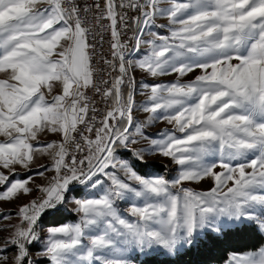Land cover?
<instances>
[{"label":"snow or ice","instance_id":"1","mask_svg":"<svg viewBox=\"0 0 264 264\" xmlns=\"http://www.w3.org/2000/svg\"><path fill=\"white\" fill-rule=\"evenodd\" d=\"M0 74V201L32 194L0 213V264H135L241 217L264 232V0H0ZM119 149L176 176H141ZM69 206L75 222L41 228ZM225 264H264V246Z\"/></svg>","mask_w":264,"mask_h":264},{"label":"trees","instance_id":"2","mask_svg":"<svg viewBox=\"0 0 264 264\" xmlns=\"http://www.w3.org/2000/svg\"><path fill=\"white\" fill-rule=\"evenodd\" d=\"M118 152L126 159H130L134 168L143 172L142 167L152 166L157 172H163L165 165L157 161L143 162L132 157L130 151L119 149ZM145 168V167H144ZM81 196L83 192L76 193ZM75 214L67 212L54 213L46 211L41 216V225L52 227L57 224L74 222ZM264 243V236L254 223L245 222L234 227H226L221 233L204 234L198 237L195 244L184 248L174 256L152 254L146 256L141 264H221L233 252L255 250Z\"/></svg>","mask_w":264,"mask_h":264},{"label":"rangeland","instance_id":"3","mask_svg":"<svg viewBox=\"0 0 264 264\" xmlns=\"http://www.w3.org/2000/svg\"><path fill=\"white\" fill-rule=\"evenodd\" d=\"M157 23H166V19L165 18H161V19H159L157 21ZM196 74H199V73L197 72ZM2 75L3 74H0V76H2ZM134 75L136 76V79H137L138 82L141 79H144V74H142L139 70H137L134 73ZM192 78H194V75L193 74H189L187 77H185L183 79L184 80H190ZM174 79H175L174 75H169V76L160 77L156 82L167 83V82L173 81ZM145 99H146V97H144V96H141V95H137L136 96V101H137L138 104L142 103ZM133 114H134V117L137 118L138 122L146 120L148 118V115H149L147 113H141L139 111H134ZM166 128L167 129H171L172 126L167 124L166 121H160V122H155L151 127L148 128V131H150L152 133H156V132H159V131H161L163 129H166ZM40 139H41V141L47 142V141H50V140L58 139V137H56L54 134H50L49 133L47 135L41 136ZM117 157L119 159L128 161L129 164L134 168V166L132 164V161L130 159L124 158L119 152H117ZM132 157H134V156L132 155ZM147 161L161 162V163H163L165 165V170L163 172H157L156 170H154L152 168V166H144L145 168L142 167L143 172H140V171H138V170H136L134 168L141 176H165V178H169V179L174 178L176 176V165H174L169 158H165V157H162V156L157 154V155L147 156L146 159L143 160V162H147ZM42 162L43 163H47L48 161H47L46 158H42ZM26 175H28V174L27 173H25V174L22 173V175L18 176L17 178H22L23 176H26ZM47 175H50V174H47ZM36 182L37 183H43L44 181L41 178H37ZM188 186H191V187L195 188L196 190H206V189H208V188H210L212 186V181L206 180V181L200 182L198 184L197 183H191ZM79 191L83 192V194L81 196H77V194H76ZM90 191H92V190L88 189V188H85L84 186H81V185H76L75 186V190L72 191V196L75 197V198H81L82 196L86 195ZM31 196H32V194H30L29 196H25V197H23V198H21L19 200H14V201H10V202L0 201V213L6 212V211H13L14 212L19 205L27 203L28 200L31 198ZM127 204H128V201H122L120 203V207L122 209L126 208ZM69 210H71V206H69ZM250 211H254V212H256V213H258L260 215H264V208H254V209H250ZM13 219H15V218H13ZM245 222H247V223L250 222V223H254L255 224V222L253 220L241 217L238 220H226V221H224L223 222L224 226L222 227V229H224L226 227H234L236 225H240V224L245 223ZM5 223H7V221H0V226H2ZM41 228H48V227H44V226L41 225ZM221 231L219 233H221ZM219 233H216V234H219ZM261 233L264 236V232H261ZM42 235H43V233H42ZM202 236H204V235L197 234L195 239H194V241H193V243L191 245L195 244V242L197 241L198 237H202ZM191 245L180 246L178 248V250L174 254H168L163 249H153V250H151L150 252H148L146 254L136 253L133 256V259L135 260V264H141L142 260L148 255L158 254V255L174 256L178 252L182 251L184 248L190 247ZM262 246H264V243L260 247H262ZM249 251H254V250H249ZM245 252H247V251H245ZM226 261H227V259L221 264H225Z\"/></svg>","mask_w":264,"mask_h":264},{"label":"built area","instance_id":"4","mask_svg":"<svg viewBox=\"0 0 264 264\" xmlns=\"http://www.w3.org/2000/svg\"><path fill=\"white\" fill-rule=\"evenodd\" d=\"M81 2H83V0H81ZM88 3L91 2V0H87ZM100 3L102 4L103 3V0H100ZM85 23H87L88 25L90 26H96L98 27L100 24H104L106 25L107 24V21H94L92 20L91 16H89L86 20H85ZM130 33L131 32H126L123 36H122V39H127L129 36H130ZM89 36H91V33H89ZM100 36L103 37V39L105 41L108 40L109 38V33L107 32L106 29H101L100 30ZM99 38V37H98ZM102 52L105 54V56H109L110 55V52H109V49H108V44L105 42L104 45H103V49H102ZM94 60H95V57H94ZM100 67H103V61L101 60L100 62ZM95 66V65H94ZM97 107H100L101 109L103 108L102 104H98Z\"/></svg>","mask_w":264,"mask_h":264},{"label":"bare ground","instance_id":"5","mask_svg":"<svg viewBox=\"0 0 264 264\" xmlns=\"http://www.w3.org/2000/svg\"><path fill=\"white\" fill-rule=\"evenodd\" d=\"M131 35H132V33H130V36H131ZM130 36H129V37H130ZM129 44H131V42H130V41H129ZM125 55L127 56V53H125Z\"/></svg>","mask_w":264,"mask_h":264}]
</instances>
